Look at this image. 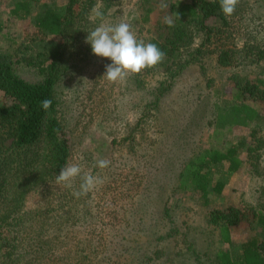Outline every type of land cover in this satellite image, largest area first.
Segmentation results:
<instances>
[{
    "label": "rangeland",
    "instance_id": "374dc122",
    "mask_svg": "<svg viewBox=\"0 0 264 264\" xmlns=\"http://www.w3.org/2000/svg\"><path fill=\"white\" fill-rule=\"evenodd\" d=\"M14 1L0 0V51L14 55L15 60L22 57L18 47L28 43L27 37L35 29L32 16L19 20L8 13ZM173 1L150 0L142 6L138 0H111L107 7L100 3V10L106 24L127 22L141 40L163 27ZM162 2L168 4L166 10L161 9ZM45 4L60 9L64 1L41 0L31 13ZM146 7H150L151 16L143 22ZM230 19L239 49L245 40L264 45V0H239ZM99 23L95 21L93 29ZM58 42L48 37L29 43L26 53L51 49ZM239 57L237 65L220 67L215 55L205 54L183 68L170 86L164 85L165 76L156 70L130 74L123 82L111 83L102 78L111 61L95 56L89 45L83 59L61 77L57 87L63 115L72 128V163L81 165L82 174L91 169L103 180L89 192L86 208L81 204L84 200L75 203V208L83 210L76 217L86 222L84 227L63 225L72 241L102 236L113 264H211L217 250L227 249L234 257L244 241L263 237L256 223L244 221L231 228L230 243H226L219 230L207 222V216L210 209L264 205V155L256 170L245 162L244 147L239 155L243 164L237 172H229L225 162L210 165L206 170V204L198 192L174 191L181 166L194 153L252 143L249 134L254 124L216 132L210 125L215 103L230 99L231 78L254 79L264 66V62L257 65L250 58ZM16 73L31 82L41 79L34 68L23 63L16 64ZM163 88L168 90L157 105L147 107ZM255 107L263 111L257 103ZM145 113L149 118L135 134L137 120ZM132 135L135 139L129 141ZM99 159L111 163L105 169L93 167ZM217 182L223 184L220 193L213 190ZM80 183L78 180L77 185ZM76 217L73 214L72 220Z\"/></svg>",
    "mask_w": 264,
    "mask_h": 264
},
{
    "label": "trees",
    "instance_id": "16d2710c",
    "mask_svg": "<svg viewBox=\"0 0 264 264\" xmlns=\"http://www.w3.org/2000/svg\"><path fill=\"white\" fill-rule=\"evenodd\" d=\"M41 0H15L9 14L16 19L31 17L34 27L27 44L19 46L22 57L0 51V264H113L105 238L90 236L72 239L63 225L84 227L76 201L86 206L89 193L76 198L77 177L71 187L56 184V175L74 157L72 128L63 115L58 84L64 74L76 66L89 50L88 33L95 22L89 19L91 9L111 0H61L60 9L45 4L40 11L31 8ZM150 0H138L144 6ZM44 3V2H43ZM141 20L150 19V7L143 8ZM179 14V19L175 17ZM174 26L166 24L155 31L145 43L156 44L164 53L163 62L145 69L144 73L160 71L169 84L190 63L200 61L205 54L216 56L220 67H230L250 58L251 63L264 62V45L245 40L239 49L231 31V16H225L220 0H175L169 6ZM3 22L0 19V31ZM55 37L58 44L51 49L26 53L28 44ZM23 63L36 70L38 81L25 80L16 73V64ZM230 99L215 103L210 125L214 131L232 127H249L252 143L231 145L225 151L204 149L194 153L180 168L174 191L198 192L207 203L206 170L212 164L227 163L229 172H237L243 160L256 170L264 155V66L254 79L235 75ZM168 86V85H165ZM164 86V87H165ZM163 88L147 107H154ZM50 99L45 111L41 101ZM261 106L263 111L255 107ZM149 114L137 120L133 132L140 133ZM143 132L144 129H143ZM135 135L129 138L134 140ZM221 182L213 186L220 193ZM76 217L72 220V217ZM207 222L217 228L220 238L230 243V230L241 222L256 223L263 237H251L240 245V253L232 256L227 249L217 250L211 264H264V205L242 204L222 209H210ZM115 227V224L113 223ZM72 241V244H71ZM72 247V248H71Z\"/></svg>",
    "mask_w": 264,
    "mask_h": 264
},
{
    "label": "clouds",
    "instance_id": "9594fccd",
    "mask_svg": "<svg viewBox=\"0 0 264 264\" xmlns=\"http://www.w3.org/2000/svg\"><path fill=\"white\" fill-rule=\"evenodd\" d=\"M239 0H220V8L225 16H231L238 5ZM162 10L168 8L167 3H161ZM101 5L97 4L91 9L89 19L93 22L99 20L100 23L91 30L86 43L91 46L92 53L101 58L111 61L105 66V73L102 78L111 83L123 82L130 74H139L145 69L155 67L163 62L165 53L154 43H145L139 40L133 31L132 25L127 22H120L115 25H108L104 21V13L100 10ZM179 19V14L175 13ZM163 22L168 27L174 26V19L171 15H165ZM52 101L44 99L41 107L47 111L51 107ZM108 159H99L93 167L105 169L110 165ZM79 177L81 183L79 190L72 194L76 198L87 195L103 180L98 175H93L91 169L83 172L79 163L66 164L56 175V184L71 187L72 182Z\"/></svg>",
    "mask_w": 264,
    "mask_h": 264
},
{
    "label": "crops",
    "instance_id": "0c3cea01",
    "mask_svg": "<svg viewBox=\"0 0 264 264\" xmlns=\"http://www.w3.org/2000/svg\"><path fill=\"white\" fill-rule=\"evenodd\" d=\"M9 10H11V8ZM9 10H8V13H9ZM230 253H231V251H230Z\"/></svg>",
    "mask_w": 264,
    "mask_h": 264
}]
</instances>
